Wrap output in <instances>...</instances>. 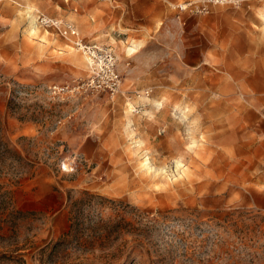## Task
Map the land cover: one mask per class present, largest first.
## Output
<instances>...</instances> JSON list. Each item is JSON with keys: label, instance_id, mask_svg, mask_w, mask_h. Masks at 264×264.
<instances>
[{"label": "rangeland", "instance_id": "obj_1", "mask_svg": "<svg viewBox=\"0 0 264 264\" xmlns=\"http://www.w3.org/2000/svg\"><path fill=\"white\" fill-rule=\"evenodd\" d=\"M12 2L23 74L57 66L0 71V264H264V0ZM38 13L110 47L120 91L50 96L89 67Z\"/></svg>", "mask_w": 264, "mask_h": 264}, {"label": "built area", "instance_id": "obj_2", "mask_svg": "<svg viewBox=\"0 0 264 264\" xmlns=\"http://www.w3.org/2000/svg\"><path fill=\"white\" fill-rule=\"evenodd\" d=\"M211 3L233 2L240 0H204ZM244 1V0H242ZM186 8L185 6L181 9ZM36 21L40 27L56 33L65 39L74 49L78 50L87 59L89 73L84 81L78 84H50L45 89L53 98H61L84 89L91 92L107 93L111 96L121 89V75L117 66V56L108 46L86 40L76 24L63 17L49 16L38 13ZM76 157L66 159L62 163V170L72 173L76 170Z\"/></svg>", "mask_w": 264, "mask_h": 264}, {"label": "crops", "instance_id": "obj_3", "mask_svg": "<svg viewBox=\"0 0 264 264\" xmlns=\"http://www.w3.org/2000/svg\"><path fill=\"white\" fill-rule=\"evenodd\" d=\"M13 0H0V46L10 47L7 49V52L12 53L11 61L3 60L0 63V71L9 75L11 78H14L18 82H26V83H36V82H50L52 79V72L56 68V63H54V59L50 58V61H43L42 66L39 64L36 65V56L35 52L27 49V54L25 58L26 64V74L22 72V65L24 62V57L22 54H19L23 51V47H30L29 41H25L18 36H13L14 31L18 33L19 26H21L18 10L13 5ZM132 0H130L131 2ZM264 17V13L262 15ZM32 26V25H31ZM34 27L30 29L34 31ZM33 28V29H32ZM9 64L10 67L7 65ZM39 68V69H38ZM36 70L38 73H36ZM2 73V74H3ZM222 132V130H221ZM232 132V131H230ZM232 134V133H231ZM234 135V134H233ZM87 135H83L85 138ZM45 185V184H43ZM49 185V184H47ZM82 183H76L75 186H81ZM28 190L26 192L27 197H33L35 199H44V196L58 197L59 192L50 191L47 194L44 193H35L24 187V190Z\"/></svg>", "mask_w": 264, "mask_h": 264}, {"label": "bare ground", "instance_id": "obj_4", "mask_svg": "<svg viewBox=\"0 0 264 264\" xmlns=\"http://www.w3.org/2000/svg\"><path fill=\"white\" fill-rule=\"evenodd\" d=\"M33 29V28H32Z\"/></svg>", "mask_w": 264, "mask_h": 264}]
</instances>
